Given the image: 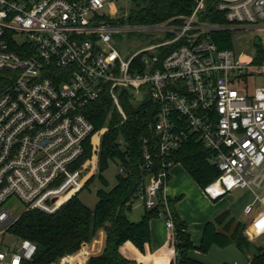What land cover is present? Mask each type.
I'll use <instances>...</instances> for the list:
<instances>
[{
	"label": "built area",
	"instance_id": "1",
	"mask_svg": "<svg viewBox=\"0 0 264 264\" xmlns=\"http://www.w3.org/2000/svg\"><path fill=\"white\" fill-rule=\"evenodd\" d=\"M114 1L0 0V264H28L38 252L33 242L12 241L7 234L22 214H54L83 188L84 145L89 139L96 150L104 131H95L84 109L106 94L124 117L122 90L159 109L157 154L143 139V167L152 169L154 155L168 157L196 138L213 151L219 171L205 195L252 191V202L243 208L251 216L246 233L264 234V63L218 50L210 38L221 31H264V0H198L189 16L110 24L106 18L114 17L100 10ZM206 6L223 21H204ZM134 34L144 35L146 46L130 55L120 41ZM255 73L261 83L253 93L246 85L233 88ZM172 166L162 161L137 198L150 208L161 197L173 242L165 193ZM14 201L22 205L16 216ZM80 246L49 264H87L86 244Z\"/></svg>",
	"mask_w": 264,
	"mask_h": 264
},
{
	"label": "trees",
	"instance_id": "2",
	"mask_svg": "<svg viewBox=\"0 0 264 264\" xmlns=\"http://www.w3.org/2000/svg\"><path fill=\"white\" fill-rule=\"evenodd\" d=\"M196 1L198 0H128L130 5L125 11L117 13L114 18L106 19L110 24L156 23L175 16H189ZM201 17L209 22L223 21V16L209 6H206ZM210 38L218 50L235 48L232 32L213 33ZM251 45L253 64L264 63V46L256 42ZM119 102L124 117L114 108L110 96L106 94L84 109L85 116L95 131L104 130L99 138L97 173L85 186L95 178L107 187L103 173L110 162H114L119 168L114 187L97 190V202L92 208H88L78 199L77 192L54 214L37 211L22 214L7 229V234L16 241L27 240L44 248V252H37L28 264H49L62 255L76 253L82 243L91 242L99 229L105 234L104 248L100 254L91 256L87 264H149L136 263L123 254L126 243L143 254L150 242L149 223L152 219L163 220L167 216L161 197L150 208L137 198V192L144 186L149 174L158 172L160 163L164 160L173 165L180 164L201 189L219 175L218 169L212 163L213 151L206 149L196 138L183 141L168 157L154 155V167L145 169L142 140L147 139L151 151L157 154L155 146L158 139L154 128L158 106L150 99L136 102L127 90L120 92ZM90 143L88 139L84 145L83 157L79 161L90 157ZM136 201L143 210L139 214L140 219L135 222L129 219L128 214ZM179 201L180 198H167V208L175 234L173 242L168 240L170 249L174 250L170 264H205L194 259L192 253L206 254L212 246L224 249L234 245L241 254L246 255L254 249V244L244 235L246 223L235 219L228 210L220 212L203 226L200 241L195 246L187 232L186 222L177 214L175 205ZM249 262L264 264V247H255Z\"/></svg>",
	"mask_w": 264,
	"mask_h": 264
},
{
	"label": "rangeland",
	"instance_id": "3",
	"mask_svg": "<svg viewBox=\"0 0 264 264\" xmlns=\"http://www.w3.org/2000/svg\"><path fill=\"white\" fill-rule=\"evenodd\" d=\"M130 3L128 2V0H115L114 2H110L109 4H105L104 8L102 10H100V12H104V14L106 16H110V17H115V15L118 13L120 14L121 11H125L128 7H129ZM144 35H130L127 36L125 35V37H122L121 41H120V47L122 49H129V54L131 55V53L140 50L142 48H144L146 46V39H144ZM234 51L237 54H240L241 52L245 55H252V42H256V43H260L261 45L264 46V31H259V30H251V31H237L236 33H234ZM256 72V71H255ZM245 73V70L243 71V74ZM261 83V77L256 73L254 74L252 79H248L247 82L245 83L244 79H241L238 81V83L233 84V88H236L238 90L239 87H244L245 85L247 86V91H249V93H253V88L257 85H259ZM93 143H95L97 145V138L96 136H94L92 138ZM91 144V143H90ZM92 147V145H91ZM98 147V146H97ZM96 147V150L91 149V155L90 157H88V159L85 160H81L80 161V166L82 167V189L80 191H78L77 197L78 199L88 208H92L95 203L97 202L96 200V192L99 189H106L109 190L111 188L114 187L115 185V181H116V175L119 172V168L117 167V165L114 162H110L108 168L104 171L103 173V177L105 178L106 182H107V187L103 186L98 179H95L89 183V185H87V187L85 186L87 181H89V179L91 177L94 176V174L97 173L96 171V166H97V151L98 148ZM178 168H180L179 165H176ZM182 168V166H181ZM94 172V173H93ZM170 179V174L168 175V177ZM169 179L166 180V187L167 188V183L169 181ZM214 181V180H213ZM212 182V181H211ZM210 185V184H209ZM208 186V185H207ZM206 186V187H207ZM204 189H201L204 193ZM244 191V190H242ZM205 194V193H204ZM168 196V195H166ZM222 197V196H221ZM234 197V201L236 204V209L240 208L242 205H244V197H242V195H239V192H235L233 194ZM169 198V196L167 197ZM220 198V197H219ZM218 198V199H219ZM253 199V197L251 198ZM251 199L248 200V202L252 201ZM216 200V199H214ZM12 201H8L5 203V207L8 208L11 205ZM240 206V207H239ZM243 208V207H242ZM13 210V216L19 215L22 211V205L19 204L17 201H14V208L11 209V211ZM142 207L140 205V203L138 201H136L133 206H132V213L128 214V217L130 220L132 221H137L140 219V216H138L139 213H141L142 211ZM237 217H239L238 219H242L244 220L246 218V215L243 212V209L241 210V213L239 214V212H234ZM232 215V216H233ZM237 219V220H238ZM240 220V221H242ZM164 222V221H163ZM98 233L96 234V236L93 237V239L91 240L90 243H85L86 244V249H83V251L87 252L86 256H89L91 253H93L94 250V246H99L100 243L103 241L104 238V231L102 230H98ZM245 237L247 238V240H249V242H252L254 244V249H252L251 251H249L246 254H241L237 248L234 245H230L227 246V248H218L215 247L217 250V254H213L210 253V255H208V257L203 258L204 254L200 253V252H193L192 256L196 259H200V261H208L209 264H218L220 261L223 262H227V264L229 262H236V264H248L249 260H250V256L254 253L255 247L261 246L264 247V234L258 235L257 237H251L249 235H247L246 230L244 232ZM10 238V237H9ZM11 239V238H10ZM105 239V238H104ZM12 241H16L15 239H11ZM81 247V246H80ZM82 247L77 250L81 251ZM75 254V253H73ZM72 255V254H71ZM92 256V255H91ZM89 256V258L91 257Z\"/></svg>",
	"mask_w": 264,
	"mask_h": 264
},
{
	"label": "crops",
	"instance_id": "4",
	"mask_svg": "<svg viewBox=\"0 0 264 264\" xmlns=\"http://www.w3.org/2000/svg\"><path fill=\"white\" fill-rule=\"evenodd\" d=\"M170 169V179L167 183L168 185L165 193L171 199L180 198V201L175 205V208L180 218H182V220L186 222L188 229L187 232L190 236L192 244H194L195 246H197L200 241L203 226L207 222H210L216 215L224 210H228L231 215L235 214L234 212H239L240 214L244 206L252 202H248V200L253 196L252 191L250 190H235L226 193V195L220 197L219 199H210L203 193L197 183L193 182L185 169L181 168V166L180 168H178L176 165H173ZM235 192H239V195H242V197H244V205H242L241 207L239 206L240 208L238 209L234 208L236 207L235 202H233V194ZM255 207L257 206L255 205ZM139 214L138 216H140ZM233 217L235 219L239 218L236 215H233ZM250 220L251 216L246 215V218L243 221L247 225ZM149 230L150 242L148 246H146L145 252L143 254H141L137 249L134 248V246L129 243H126L124 245L123 254L129 260L136 263L142 262L149 264H170L174 257V254L172 253L170 245L168 244L169 232L165 229L163 220L152 219L149 223ZM104 238L99 246H94L93 253H91L89 256L98 255L102 252L104 248ZM215 247L216 246H212L209 252L204 254L203 258L208 257V255H210V253L212 252L214 255L217 254V249ZM198 260L200 261V259ZM201 262L209 264L208 261L205 260ZM218 264H227V262L220 261ZM228 264H236V262H229Z\"/></svg>",
	"mask_w": 264,
	"mask_h": 264
},
{
	"label": "water",
	"instance_id": "5",
	"mask_svg": "<svg viewBox=\"0 0 264 264\" xmlns=\"http://www.w3.org/2000/svg\"><path fill=\"white\" fill-rule=\"evenodd\" d=\"M85 1H88V0H85ZM37 250L40 253L44 252V248H42L41 246H37Z\"/></svg>",
	"mask_w": 264,
	"mask_h": 264
}]
</instances>
